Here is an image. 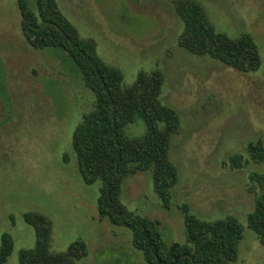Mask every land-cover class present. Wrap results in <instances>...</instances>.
Returning a JSON list of instances; mask_svg holds the SVG:
<instances>
[{"label":"rangeland","instance_id":"obj_1","mask_svg":"<svg viewBox=\"0 0 264 264\" xmlns=\"http://www.w3.org/2000/svg\"><path fill=\"white\" fill-rule=\"evenodd\" d=\"M193 1L217 32L253 39L262 60L258 71L241 73L179 48L183 23L171 0H56L80 37L93 40L103 62L121 72L123 88L139 72L160 71L159 99L179 117L168 152L178 173L170 208L161 206L150 171L123 180V205L158 221L168 243L186 244L181 204L204 221L234 216L244 234L233 264H264V246L246 224L260 192L251 177L264 174V160L255 164L246 152L257 139L264 146V0ZM27 2L36 11L35 0ZM0 89V237L13 239L6 264H18V252L34 246V231L23 221L28 212L51 222L52 253L76 240L86 244L87 256L75 264H146L128 229L98 221L99 183L85 185L77 169L71 136L94 97L61 50L26 42L17 0H0ZM144 131L141 120L124 128L128 137ZM234 155L239 169L229 165Z\"/></svg>","mask_w":264,"mask_h":264},{"label":"trees","instance_id":"obj_2","mask_svg":"<svg viewBox=\"0 0 264 264\" xmlns=\"http://www.w3.org/2000/svg\"><path fill=\"white\" fill-rule=\"evenodd\" d=\"M183 23L177 46L197 57H209L241 73H254L262 60L249 35L229 38L217 32L202 7L193 0H171ZM21 33L36 50L59 49L79 74L84 88L94 97L93 108L82 116L71 136L82 182L99 183L96 212L99 222L126 228L131 244L146 264H233L244 228L234 216L204 221L190 213L187 204L178 209L183 216L186 244L166 242L156 220L135 215L121 202L123 180L130 175L150 171L153 191L161 206H171V190L178 173L170 162L171 139L178 134L177 112L159 99L164 76L160 71L139 72L134 83L123 88L121 72L103 62L91 39L81 38L76 27L61 13L56 0H35L36 11L27 0H17ZM1 92V89H0ZM10 113L9 100L4 102ZM141 120L145 125L139 137H128L124 128ZM255 164L264 160L261 139L246 146ZM232 169L242 167L240 156L229 158ZM260 188L254 208L247 215V228L264 246V174L251 177ZM12 219V217H11ZM23 221L35 235L34 246L18 252V264H75L87 256L82 240L71 243L64 252L50 251L51 222L45 216L28 212ZM14 223V222H13ZM13 250L9 233L0 237V264H6Z\"/></svg>","mask_w":264,"mask_h":264}]
</instances>
